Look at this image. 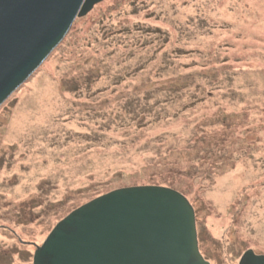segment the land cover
<instances>
[{
  "label": "rangeland",
  "instance_id": "374dc122",
  "mask_svg": "<svg viewBox=\"0 0 264 264\" xmlns=\"http://www.w3.org/2000/svg\"><path fill=\"white\" fill-rule=\"evenodd\" d=\"M137 187L187 199L209 264L264 257V0H103L0 107V264Z\"/></svg>",
  "mask_w": 264,
  "mask_h": 264
},
{
  "label": "water",
  "instance_id": "95a60500",
  "mask_svg": "<svg viewBox=\"0 0 264 264\" xmlns=\"http://www.w3.org/2000/svg\"><path fill=\"white\" fill-rule=\"evenodd\" d=\"M103 0H0V107L62 42L76 18ZM32 264H209L194 211L163 187L122 189L71 212ZM239 264H264L247 251Z\"/></svg>",
  "mask_w": 264,
  "mask_h": 264
},
{
  "label": "trees",
  "instance_id": "16d2710c",
  "mask_svg": "<svg viewBox=\"0 0 264 264\" xmlns=\"http://www.w3.org/2000/svg\"><path fill=\"white\" fill-rule=\"evenodd\" d=\"M164 185V184H163Z\"/></svg>",
  "mask_w": 264,
  "mask_h": 264
}]
</instances>
